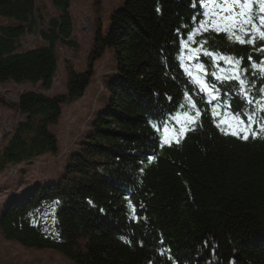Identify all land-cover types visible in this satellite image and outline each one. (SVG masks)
<instances>
[{"label":"trees","instance_id":"1","mask_svg":"<svg viewBox=\"0 0 264 264\" xmlns=\"http://www.w3.org/2000/svg\"><path fill=\"white\" fill-rule=\"evenodd\" d=\"M51 1L57 17L39 32L46 46L21 51V38L40 25L36 0H0V18L16 22L0 26V83L41 87L18 98L19 121L0 149V172L56 154L50 129L62 107L84 96L106 50L115 69L104 82L107 100L61 177L11 195L0 213L1 235L73 264H264V139L224 135L212 119L220 111L215 106L227 103L229 112L255 109L254 129L264 123V73L252 68L264 61V44L229 43L205 32L198 0H124L104 32L96 30L86 70L70 69L66 93L48 96L56 45L75 47L70 0ZM190 30L195 35L187 41ZM196 48L239 60L244 85L215 80L213 73L231 76L237 66L230 70L202 54L198 74L189 60ZM202 74L222 100L200 92L195 81ZM190 105L194 130L185 118Z\"/></svg>","mask_w":264,"mask_h":264},{"label":"rangeland","instance_id":"2","mask_svg":"<svg viewBox=\"0 0 264 264\" xmlns=\"http://www.w3.org/2000/svg\"><path fill=\"white\" fill-rule=\"evenodd\" d=\"M124 0H70V16L73 25L72 41L75 47L57 44L55 54L57 71L52 87L45 92L48 96L66 93L67 73L70 69L83 72L88 66L93 38L98 27L103 32L108 26L109 16ZM36 21L38 30L21 38V51L46 46L40 30L57 17L51 0H36ZM16 22L0 18V26H14ZM90 85L84 96L62 107L58 124L51 127L57 139V153L47 154L31 161L8 165L0 172V213L5 201L13 194L37 184L57 181L64 172L70 155L89 131L98 110L107 100L104 88L106 78L114 72L115 61L112 50H106L93 67ZM195 74V73H194ZM41 91L40 84L0 83V149L6 146L13 129L19 121L15 110L22 93ZM0 264H73L65 257L51 250L26 249L13 241L6 240L0 233Z\"/></svg>","mask_w":264,"mask_h":264},{"label":"snow or ice","instance_id":"3","mask_svg":"<svg viewBox=\"0 0 264 264\" xmlns=\"http://www.w3.org/2000/svg\"><path fill=\"white\" fill-rule=\"evenodd\" d=\"M198 3L204 6L200 13L199 25L205 32H211L217 36L222 34L229 43L237 42L241 45L249 44L253 46L257 43L264 44V0H198ZM254 6H258V12L253 10ZM157 11L159 12L160 9L157 8ZM194 35L195 30H190L185 39L192 41ZM244 37H247V39ZM182 47L187 48V43L182 42ZM189 51L196 53V55L190 56L189 60L195 62L196 72L198 74L202 73L205 68V63L199 59L202 54L212 62L225 61L230 70L233 69L234 64L237 66L232 71L231 76L222 77L213 73L212 75L215 80L223 84L230 83L233 78L239 79L236 75V72L240 70L238 67L239 60L234 61L231 56L224 54L217 55L216 51L211 48L204 50L202 53L200 48L189 49ZM252 68L264 73V61H261L259 66L253 64ZM243 71L247 72L248 69L245 68ZM261 78L264 79V76ZM195 83L200 85V92H207L214 99H223V96L220 95V88L216 83L204 82L198 77ZM239 83L243 86L245 81L239 79ZM261 91L264 92V89H261ZM208 103L211 102L208 101ZM193 106H188V112L185 113V118L190 122L189 130H194V126L198 123L196 118L190 114ZM215 107L220 109V111H213L212 119L222 134L231 135L245 142L250 138L253 140L264 139V136L260 135V133H264V123H261L259 130L253 128V124L258 122L255 109L251 112H229L227 111L229 109V104L227 103H219ZM205 114L207 113L201 111L196 112V116ZM259 119L264 120V109L261 110ZM168 123V120L162 122L165 133L168 130ZM167 141L168 137L166 135L163 142ZM131 211L134 213L135 208L133 207Z\"/></svg>","mask_w":264,"mask_h":264},{"label":"water","instance_id":"4","mask_svg":"<svg viewBox=\"0 0 264 264\" xmlns=\"http://www.w3.org/2000/svg\"><path fill=\"white\" fill-rule=\"evenodd\" d=\"M19 100V99H18ZM17 103H18V101H17Z\"/></svg>","mask_w":264,"mask_h":264}]
</instances>
